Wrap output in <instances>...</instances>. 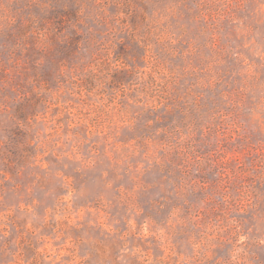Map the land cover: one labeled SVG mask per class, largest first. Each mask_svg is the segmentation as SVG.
<instances>
[{
  "label": "rangeland",
  "instance_id": "374dc122",
  "mask_svg": "<svg viewBox=\"0 0 264 264\" xmlns=\"http://www.w3.org/2000/svg\"><path fill=\"white\" fill-rule=\"evenodd\" d=\"M0 264H264V0H0Z\"/></svg>",
  "mask_w": 264,
  "mask_h": 264
}]
</instances>
